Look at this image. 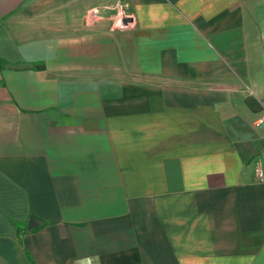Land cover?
<instances>
[{
    "label": "crops",
    "instance_id": "1",
    "mask_svg": "<svg viewBox=\"0 0 264 264\" xmlns=\"http://www.w3.org/2000/svg\"><path fill=\"white\" fill-rule=\"evenodd\" d=\"M261 118L264 0H0V264H264Z\"/></svg>",
    "mask_w": 264,
    "mask_h": 264
},
{
    "label": "built area",
    "instance_id": "2",
    "mask_svg": "<svg viewBox=\"0 0 264 264\" xmlns=\"http://www.w3.org/2000/svg\"><path fill=\"white\" fill-rule=\"evenodd\" d=\"M118 25L123 26L120 20H118ZM260 121H264V118H261ZM254 172H255V176L257 177V179L259 180L264 179V169H262V167L259 164L256 165Z\"/></svg>",
    "mask_w": 264,
    "mask_h": 264
},
{
    "label": "water",
    "instance_id": "3",
    "mask_svg": "<svg viewBox=\"0 0 264 264\" xmlns=\"http://www.w3.org/2000/svg\"><path fill=\"white\" fill-rule=\"evenodd\" d=\"M124 22V21H123ZM123 26H125V23L123 24Z\"/></svg>",
    "mask_w": 264,
    "mask_h": 264
}]
</instances>
